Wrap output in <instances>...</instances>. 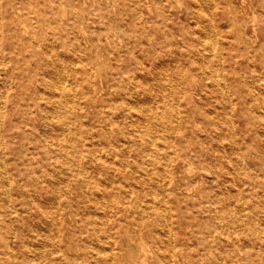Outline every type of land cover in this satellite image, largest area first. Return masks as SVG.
Instances as JSON below:
<instances>
[{"label": "bare ground", "instance_id": "obj_1", "mask_svg": "<svg viewBox=\"0 0 264 264\" xmlns=\"http://www.w3.org/2000/svg\"><path fill=\"white\" fill-rule=\"evenodd\" d=\"M122 1L0 0V37L31 29L0 41V84L9 61L46 63V156L19 204L0 158V264H264V0Z\"/></svg>", "mask_w": 264, "mask_h": 264}, {"label": "rangeland", "instance_id": "obj_2", "mask_svg": "<svg viewBox=\"0 0 264 264\" xmlns=\"http://www.w3.org/2000/svg\"><path fill=\"white\" fill-rule=\"evenodd\" d=\"M121 2L123 5L122 0ZM11 30H13V32L17 34H20L19 39L16 40L14 44H18V46L21 47L31 44L29 39L31 35V29L28 26H26L25 31L22 33L18 32V29L16 27H3V30L1 31L3 32V35L0 37V41L3 42L5 49L9 45H13L12 42H9V40H6L4 37V34L8 33V31ZM163 46L166 47L167 44L164 43ZM168 46H173L174 48V43H168ZM39 52L41 53V55H46L45 50L42 48H39ZM7 64L12 73L11 77L9 79H6L4 84H0V95H8V99L10 100L7 105H0V108L2 110H5V116L0 118V126L3 130L0 135V141H2L0 158L5 162L6 172L4 176L6 178L7 185H9L11 190L10 195L13 200H15V203L19 204L21 201H24V197H26L24 191H33V187L37 186V184L35 183L36 181L34 182L35 179L32 175L42 168V165L44 164V158L46 156V154L43 153L42 149L38 147L36 142L38 140L37 130L44 129L45 127V121L41 118L40 112L44 108V99L46 97V94L43 90V85L46 78L43 71L46 68V63L36 58L31 59V55H26L22 59L9 61L7 62ZM65 65L67 67H64V64L63 66L62 64H58L60 73L62 74V81L65 82V87L68 89L67 95L70 94L67 116H69L70 118H75L77 116L75 107L77 101L76 92L81 87V75L79 73L80 64L74 57H72L69 61H65ZM173 67L174 62L170 58L166 70V73L170 78V83H173L175 80L174 73L172 72ZM131 73L132 72H130V74ZM178 86H180V84ZM184 86H187V84H185ZM90 111L92 112L91 109ZM199 114L203 115L202 112ZM166 117L169 118L168 115H166ZM83 124H85L84 126L88 128L92 127V125L88 122H84ZM216 124L217 127H220L219 119H217ZM71 126L73 129V133L71 134L72 138L70 142L74 144L80 140L82 133L80 131L78 122L76 124L73 121L71 123ZM196 127L199 128L198 124ZM157 142H161L160 136L157 137ZM1 152H3V154ZM46 175L47 174H44L42 177L44 178L46 177ZM68 181L71 187V182H74V178L71 176L69 177ZM19 183H22V185H19ZM66 188L67 187L65 186V183H59L58 190L61 195L64 193V191H66ZM72 191L76 193V189H72ZM40 192L42 193L41 189ZM15 194L17 195V197H15ZM72 201L73 203H76V201L78 200L73 197ZM43 205L46 206L49 210L55 209L53 204L50 202L43 203ZM20 222H14V227L18 228L21 224L23 225L24 221L22 220ZM190 246L193 248V250L195 249L196 251H201V255L203 254L204 248L199 242H192ZM72 247L74 251L71 253L74 254L76 253L75 242H73ZM77 252L80 251L78 250Z\"/></svg>", "mask_w": 264, "mask_h": 264}]
</instances>
